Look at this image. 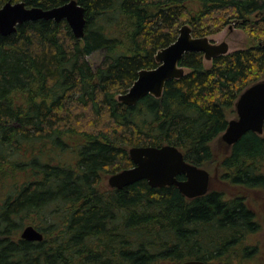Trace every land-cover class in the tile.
I'll return each mask as SVG.
<instances>
[{
  "label": "trees",
  "instance_id": "1",
  "mask_svg": "<svg viewBox=\"0 0 264 264\" xmlns=\"http://www.w3.org/2000/svg\"><path fill=\"white\" fill-rule=\"evenodd\" d=\"M12 1L49 9L70 0ZM77 1L82 39L66 20L0 33V264H253L258 249L243 241L260 223L244 193L264 192V133L230 146L202 196L146 179L123 188L103 181L133 165L138 145L172 144L190 163L214 162L229 112L264 77V0ZM233 22L258 44L209 66L202 52H187L188 72L160 97L118 100L183 25L208 36ZM97 51L103 60L93 67L87 56ZM28 224L42 241L21 237Z\"/></svg>",
  "mask_w": 264,
  "mask_h": 264
},
{
  "label": "water",
  "instance_id": "2",
  "mask_svg": "<svg viewBox=\"0 0 264 264\" xmlns=\"http://www.w3.org/2000/svg\"><path fill=\"white\" fill-rule=\"evenodd\" d=\"M52 19L56 22L66 20L73 34L82 39L85 35V8L77 0L44 9L27 6L25 2L8 0L0 7V33L8 35L17 30L25 21ZM227 42L215 43L209 36H194L190 25H183L174 42L158 50V65L142 69L131 87L118 96L127 105H136L148 94L160 97L168 80L186 74L180 61L187 52H202L204 59L229 53ZM237 117L230 119L221 139L229 146L235 144L245 133L253 131L264 133V80L247 87L236 102ZM133 161L131 167L118 171L108 178L113 188H123L139 180L146 179L152 187L177 186L188 198L202 196L210 191L211 173L204 167L186 160L184 152L172 144L162 146L138 145L129 149ZM179 176H184L180 179ZM21 237L29 241H42L44 234L32 224L26 225ZM179 264H211L201 259H188Z\"/></svg>",
  "mask_w": 264,
  "mask_h": 264
},
{
  "label": "rangeland",
  "instance_id": "3",
  "mask_svg": "<svg viewBox=\"0 0 264 264\" xmlns=\"http://www.w3.org/2000/svg\"><path fill=\"white\" fill-rule=\"evenodd\" d=\"M215 43L227 42L229 44L230 50L232 52L236 49L248 48L253 45L258 44V40L249 34L246 29L236 26L233 22L227 25L222 30L217 33L208 35ZM87 60L91 63L93 67L97 66L103 60L102 51L94 52L87 56ZM206 65H210L211 62L205 60ZM186 72L188 69L186 68ZM264 80V77L261 79ZM237 117L236 108L229 112V119ZM212 147L214 150L215 158L211 165H207L206 168L211 173V177L215 176L216 165L221 162V160L230 152V146L227 145L221 136L212 142ZM110 175L106 176L103 181V186H110L108 183V178ZM238 193V192H236ZM247 195V200L250 207L255 211L258 222L260 223V229L250 234L243 243L256 246L258 249V256L253 260V264H262V259L264 258V192L263 191H252L244 193ZM25 223H32V218H26ZM221 264V263H217Z\"/></svg>",
  "mask_w": 264,
  "mask_h": 264
}]
</instances>
